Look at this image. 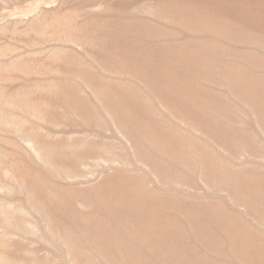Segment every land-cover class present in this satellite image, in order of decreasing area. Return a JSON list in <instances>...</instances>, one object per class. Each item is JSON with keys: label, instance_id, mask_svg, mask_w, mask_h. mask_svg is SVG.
Returning a JSON list of instances; mask_svg holds the SVG:
<instances>
[{"label": "rangeland", "instance_id": "rangeland-1", "mask_svg": "<svg viewBox=\"0 0 264 264\" xmlns=\"http://www.w3.org/2000/svg\"><path fill=\"white\" fill-rule=\"evenodd\" d=\"M156 4L0 0V264L263 263L264 36L185 27ZM118 24L143 27L124 37L134 47L188 39L213 59L148 73L124 61ZM141 194L168 208L133 232L146 251L105 248ZM111 202L117 235L90 228Z\"/></svg>", "mask_w": 264, "mask_h": 264}, {"label": "bare ground", "instance_id": "bare-ground-1", "mask_svg": "<svg viewBox=\"0 0 264 264\" xmlns=\"http://www.w3.org/2000/svg\"><path fill=\"white\" fill-rule=\"evenodd\" d=\"M157 1L162 4V7L157 5L158 4L157 3L156 6H155L156 9H159L160 11L166 13L167 16H170L171 14L179 15L180 17H178V18L181 20L180 22H182L184 24V26L186 25V26H189L190 28L198 26L204 20L207 21V23L210 26V27H207V30L208 29H214L215 27H213L212 25H216L217 26V24L221 25L222 28H225V26L228 27V23L230 22V23L235 24V25L238 26L233 31L234 32L233 34L240 35L243 30L251 28V29H254L257 33H259V34L264 36V14H261L262 13L261 11L258 14V10L255 13L252 11V9H251L252 8V5H251V1L252 0H157ZM166 1L168 2L167 5L164 4V2H166ZM262 8H264V7H262ZM263 13H264V11H263ZM218 14H222L223 15L221 20H216L215 19V16L218 15ZM116 30L117 31H115V33L113 34L114 43H118V45L120 44V45L124 46V48H125V50L123 52L125 54V57H123L124 61L127 62V63H131V64H137L138 67H142L143 65H145L146 69H147V70L145 69V71H147L148 73L151 72V74L159 72L160 75L165 76V77L166 76L170 77L171 75L172 76H177L171 70L167 71L166 74L161 73L162 66L164 65V68H165L166 67L165 65H166V63L168 61L170 63H172L174 60L177 61V62L178 61L182 62L184 67L188 68L190 66V63L193 60H196L198 56H199V58H201V56H202V58L213 59L212 58L213 56H209L210 52L207 51V50H206V52L209 55H202V53L205 50H204V47L202 46V43H200V42H194L192 40H188L187 39V40H185L183 42L184 45H186V47H187L189 44L193 43V46H191L189 48H183V49L180 48V49H182V51H179V52H178V48L179 47H177L176 45L174 46L175 49H169V48H165V47H160V45L156 49H155V47H149L148 45H145V47L144 46H140V47L139 46H135L134 47L133 45H131V42L125 40L124 37L126 36V34L128 32L132 33V32H137L139 30L143 31V27L141 25H139V24H118L117 27H116ZM139 40H141V39H139ZM147 44H149V43H147ZM183 47H185V46H183ZM184 49H186V50H184ZM155 55H157V57ZM145 71H143V72H145ZM174 72H175V70H174ZM182 83H183V80H182ZM167 85H169V83L167 84L165 82L164 83L162 82V86L164 88ZM263 88H264V86H263ZM178 89H181V88H178ZM181 90H183V89H181ZM261 96H263V95H261ZM136 119H137L136 115L131 117V120H133V121H135ZM133 131L136 133V135H141L142 134V130L141 129H133ZM113 204H114V202H111L110 207L108 206L109 208L108 207H103V211L104 212L100 213V218L98 220L90 223V228L94 229L96 232H98V231L102 232L104 230H110L111 234L117 235V227L116 226L115 227L111 226V222L115 219L114 217H116L113 212L118 210V208H117V210L113 209L114 207H116ZM138 204H141L142 210H141V212H139L137 214L136 222H134L133 224H127L128 223V219L133 218V215L131 214L132 211L130 212V215L128 216V218H127V216L126 217H122L124 219L126 225H127L124 228L125 232L122 231L123 237L121 236V234L117 235L116 239H114L112 241H109V244L107 243L105 245V248L111 249V248L117 247V245H119V242L127 241L126 246H129V247H133L134 246V247H137V249H139L142 252L146 251L147 247L142 242L141 243L134 242V241H137V238H136L135 235H133V232L135 230L143 232L144 231L143 226L147 225L145 221H147L150 218L151 215L161 214V213H159L160 211H163V210L167 211L168 208L166 207V205H165L166 203L165 202L164 203H160V201L156 202L154 200L153 196H150L149 194H141V197L139 199L132 200L130 202L129 208L133 209L135 207V205H138ZM171 205H173V204H171ZM58 207H59V205H58ZM117 213H119V210H118ZM196 217H198V216H195V218ZM50 218H51V216H50ZM152 221H155V220H153V217H152ZM133 225H134V227H133ZM241 229L243 230L244 228H241ZM166 232H167V230L165 228L157 227V229H155V230L151 229V228H147V233H146L147 236H146V238H148L149 235L160 236V233L161 234H165ZM239 234H240V232H239ZM249 235H250V233H249ZM99 236L96 238V242H100L101 241V238H99ZM218 236H219V234H218ZM234 241H236V240H234ZM249 243H250V241H249ZM111 244H114V245H111ZM226 244H227V242H226ZM237 251H238V249H237ZM245 253H246V251H245ZM227 255H228V252H227ZM229 255H231V254H229ZM226 258L228 259L229 257H226ZM241 258H243V257H241ZM243 260H245V259H243ZM221 261H222V259H221ZM258 261H262L263 263H261V264H264V255H263V257L259 256ZM236 262H238V261H236Z\"/></svg>", "mask_w": 264, "mask_h": 264}]
</instances>
